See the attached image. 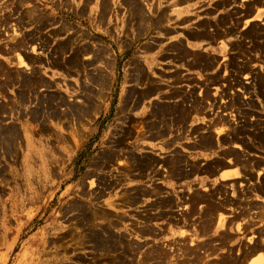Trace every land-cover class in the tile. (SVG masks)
Instances as JSON below:
<instances>
[{
	"label": "rangeland",
	"instance_id": "obj_1",
	"mask_svg": "<svg viewBox=\"0 0 264 264\" xmlns=\"http://www.w3.org/2000/svg\"><path fill=\"white\" fill-rule=\"evenodd\" d=\"M17 1L0 0V46L4 47L3 50L0 47V131L4 129L0 132V264H91L102 261L106 253L110 255L111 261L116 259L113 255H116L117 250L109 253L95 250L90 242V234L101 232L102 221L108 218L100 214L91 215V211L107 213L106 206L118 208L115 191L122 186V182L116 174L117 165L122 164L123 160L121 155H116L117 150L122 149V145L117 149L116 123L118 96L123 86H127L123 83V75L132 67V62L136 64L143 60L148 67L145 75L150 79L147 78V81L145 78L140 86L147 87V82H152L153 93L150 98L170 99L171 92L176 89L180 92L174 95L181 96L183 86L179 66L182 63L171 57L175 55L172 44L180 39L183 44H192L185 40L183 31L192 30L193 25L205 20L212 23L222 18L226 19L225 23L219 24L218 28L230 33L222 35V39L220 36L213 40L205 37L204 47L201 44L198 52L210 54L217 61L214 67L205 72V87L201 89L205 93V108L211 113L230 109L232 121L235 122L233 128L249 129L243 133L232 131L233 136L240 138L235 143L236 147H229V143H226L229 149L240 152L239 156L248 161L247 165L244 170L240 165H235L237 180L229 185L221 183L222 193L213 199L215 202L225 198L230 200L224 202L226 205L221 211L224 220L230 221L227 223L228 236L220 240L217 230L220 228L215 229V236L210 231L213 228L199 232V210L204 206L200 202L194 203L192 214L185 220L193 225L191 233L182 228L180 236L172 239L167 233H160L156 229V234L150 235L151 240L135 234L138 241L132 242L142 243L140 251L149 249L148 245L167 251L171 250L167 246H172L173 251H166L163 258L157 259V264H218L220 256L243 251L249 237L258 234L264 238V196L253 190L259 181L264 183V148L247 149L241 145L242 140L245 145L255 143V131L264 129L260 115V112H264V103L258 93L259 86L264 84V0H234L226 7L222 6L225 3H218L220 0H199L186 4L185 10L170 14L167 20L142 19L145 22H139L141 19L128 21L126 17L90 20L86 11L76 14L84 0H25V4L14 7ZM31 5L41 10V14L47 18L41 29V39H35L36 42L30 40L32 43L28 42L25 47H12V36L17 39L33 29V24L25 21L20 25L14 24L19 11L22 14L21 11L24 12ZM254 5H257L256 9ZM7 14L12 15V18L2 22V17ZM250 25L258 32V35L251 36L254 37L252 40L249 36L241 35ZM52 31L58 33L52 35ZM81 33L87 36L82 38ZM68 37H72L69 50L59 54L57 44ZM85 44L88 50L78 56V65L72 61L56 65L73 56L76 49ZM145 44L154 45V50L139 51L138 48L141 49ZM218 44L224 46V51ZM18 54L26 61L23 65L17 61ZM228 58L233 59L232 68L223 67ZM212 75L218 78L208 81L207 78ZM26 78L35 82L29 89L23 81ZM144 103L151 106V101ZM7 130L9 132L5 133ZM170 134L166 139H170ZM137 135L141 137L140 132ZM132 136L133 133L128 140ZM106 154L112 156L109 161L106 160ZM218 156L214 159L220 158L232 165L228 157ZM257 161L259 164L251 168L250 164ZM159 181H156L157 187L170 188L172 199L178 201L171 208V214L176 217L189 207L193 193L209 192L208 189L216 187L205 186L200 182H192L189 187L180 185L183 193L184 189L188 190L187 196L183 194V198L182 192L172 181L168 186ZM147 182L145 180L143 183ZM200 188L204 190L200 192ZM162 191L163 194L167 193ZM110 194H113L111 203L108 202ZM148 198L150 203L154 196ZM245 201L256 205L245 209ZM143 213H137L138 224L139 215ZM174 218L171 219L174 221ZM161 219L166 221L165 217ZM167 222L171 223L172 220ZM222 227L224 229L225 225ZM194 242L205 243L203 247L212 250L203 252L199 246L192 245ZM179 246L183 249L195 247L201 259L191 260V255L177 249ZM128 254H120L119 258H124V264H130L128 260H132L131 257V264H138L139 253L132 256Z\"/></svg>",
	"mask_w": 264,
	"mask_h": 264
},
{
	"label": "bare ground",
	"instance_id": "obj_2",
	"mask_svg": "<svg viewBox=\"0 0 264 264\" xmlns=\"http://www.w3.org/2000/svg\"><path fill=\"white\" fill-rule=\"evenodd\" d=\"M27 1V0H26ZM25 0H18L17 2H16V4H17V6H14V7H18V5H23V4H25V2H26ZM87 1V0H86ZM86 1L84 0L83 1V4H82V7L80 8V7H78V13H76V14H78V15H80L81 13H84V11H85V3H86ZM180 1V0H179ZM234 0H228V3H226V0H220V1H218V3L219 4H223V3H225L224 5H222V6H227L228 4H230L231 2H233ZM255 1V0H254ZM30 2V1H29ZM106 2V1H105ZM158 2V1H157ZM181 2V1H180ZM253 2V1H252ZM154 3V2H153ZM174 4H175V2H173ZM249 3V2H248ZM251 3V2H250ZM254 3V2H253ZM253 3H251L252 5H253ZM130 4V3H129ZM138 4V3H137ZM180 4V3H179ZM219 4H217V5H219ZM104 5V4H103ZM133 5H136V4H133ZM141 5V4H140ZM140 5H136L137 7H135V12L136 13H140V12H142V11H140V9L138 8V7H140L141 8V6ZM216 5V4H215ZM260 5V4H259ZM29 6V5H28ZM100 6V5H99ZM101 6H102V4H101ZM108 6H109V3H108ZM107 6V7H108ZM127 6V5H126ZM130 6V5H129ZM132 6V5H131ZM214 6V5H213ZM225 6V7H226ZM257 7V5H254L253 7ZM21 7V6H20ZM103 7V6H102ZM144 6H142V8H143ZM152 7H154V6H152ZM165 7V8H164ZM164 7H162V9H165L166 11H167V9H166V6H164ZM215 7V6H214ZM224 7V8H225ZM256 7H255V9H256ZM1 8H2V5L0 4V10H1ZM24 8V7H23ZM168 8V7H167ZM217 8V7H216ZM19 9V8H18ZM129 9H130V7H129ZM154 9H157V8H155L154 7ZM253 9V8H252ZM16 10V9H15ZM25 11L24 12H22L21 11V13L22 14H20V11H19V14L17 15V17H16V19H14V24L16 25V24H19L20 25V23H22L23 21H25V22H28V23H30V24H33V29L30 31V32H28L27 34L25 33L24 35L22 34V36H20L19 38H15V37H13L12 36V40H14V42H12L13 44H14V46H12V47H15V45L18 47V46H23L24 45V47H25V44H27L28 42H29V44H31L32 42L30 41V40H34L35 41V39H41V29H42V27H44L45 26V24H46V22H47V18L46 17H44L42 14H41V10H39V9H37L35 6H33V5H31V7H27L26 9H24ZM105 10V8H103V11ZM142 10V9H141ZM145 10V9H144ZM219 10V9H218ZM227 10V9H226ZM249 10V9H248ZM13 11H14V9H13ZM103 11L101 10V12L103 13ZM106 11V10H105ZM104 11V12H105ZM131 11V10H130ZM162 11H164V10H162ZM250 11V10H249ZM43 12V11H42ZM109 12V11H108ZM144 12V11H143ZM143 12H142V17H141V20L139 21V22H145V21H142V18L144 19L145 17H143L145 14H143ZM159 12H160V10H159ZM248 12V11H247ZM251 12V11H250ZM14 13V12H13ZM18 13V12H17ZM102 13H99V14H102ZM105 13H107V11L105 12ZM131 13H134V12H131ZM164 13V12H163ZM12 14V13H11ZM129 14V13H128ZM160 14V13H159ZM158 14V15H159ZM248 14H249V12H248ZM103 15V14H102ZM101 15V16H102ZM106 15V14H105ZM134 15V14H133ZM156 15V14H155ZM164 15V14H163ZM162 15V16H163ZM12 15H10V14H7L6 16H3L2 18L3 19H1L2 20V22H5V21H7L8 19L10 20L12 17H11ZM104 16V15H103ZM138 16V15H137ZM146 16V15H145ZM195 16H196V14H195ZM207 16V15H206ZM100 17V16H99ZM158 17V16H157ZM156 17V18H157ZM187 17V16H186ZM194 17V16H193ZM46 18V19H45ZM101 18V17H100ZM99 18V19H100ZM148 18V17H147ZM155 18V17H154ZM154 18H152V20L154 19ZM203 18V17H202ZM206 18V17H205ZM211 18V17H210ZM215 18V17H214ZM219 18V17H218ZM46 21H45V20ZM48 19H51L50 17H48ZM105 19V18H104ZM149 19V18H148ZM184 19V18H183ZM186 19V18H185ZM188 19H189V17H188ZM220 19V18H219ZM230 19V18H229ZM128 21H130V19H127ZM164 20H166V19H164ZM181 20V19H180ZM190 20V19H189ZM211 20V19H210ZM215 20V19H214ZM224 20H226V19H220V20H218V21H216V22H210L209 20H205V21H203V22H200L199 24H196V25H193V29L192 30H188V31H186V34H187V36L188 37H194V40L197 38H202V39H204V40H206L205 39V37H208V38H211V40H213L212 38H216V37H219L220 36V38H221V36L222 35H228L229 33H230V31L228 32L227 30L224 32L223 30H221V28L219 29L218 28V26H219V24H222V23H225V21ZM103 21V20H102ZM132 21V20H131ZM134 21V20H133ZM156 21V20H155ZM222 21H224V22H222ZM24 22V23H25ZM136 22V21H135ZM138 22V24H140ZM129 23V22H128ZM146 23H147V21H146ZM162 23H164V22H162ZM230 23H232L233 24V22L231 21ZM137 24V23H136ZM138 24H137V26H138ZM143 24H145V23H142L141 25H143ZM157 24V23H156ZM227 24V23H226ZM18 25V26H19ZM22 25V24H21ZM133 25V24H132ZM213 25V26H212ZM135 26V25H134ZM136 26V27H137ZM145 26V25H144ZM144 26H143V28H144ZM223 26V25H222ZM235 26V25H234ZM21 27V26H20ZM163 27V26H162ZM209 27L211 28L210 30H209ZM225 27V26H224ZM65 28V27H64ZM139 28V27H138ZM61 29V28H60ZM137 29V28H136ZM163 29V28H162ZM161 29V30H162ZM166 29V28H165ZM141 30V29H140ZM139 30V31H140ZM160 30V31H161ZM166 31V30H165ZM213 31H214V33H213ZM163 32V31H162ZM167 32V31H166ZM224 32V33H223ZM58 33V31H52V35H55V34H57ZM170 33V32H169ZM156 34V33H155ZM255 34H257L258 35V32H257V29L256 28H254L253 26H249V27H247L244 31H243V33L241 34V35H244V36H249L250 38H251V36H253V35H255ZM1 35V34H0ZM167 35V34H166ZM87 36V34H85V33H81L80 34V37H86ZM230 37V36H229ZM72 38V37H71ZM71 38L70 37H68L67 39H65V41L64 42H60V43H58L57 44V51L59 52V54L61 53V52H66V51H68L69 50V45H70V43L72 42V40H71ZM252 38H254V37H252ZM252 38H251V40H252ZM192 39V38H191ZM222 39V38H221ZM157 40H158V38H157ZM180 40H182V39H180ZM180 40H178V42H176V43H174V44H172V47H173V49H174V51H175V55L174 56H171V54H170V56L172 57V58H176L178 61H180L181 63H182V65H187V67L188 66H202V68H203V70H204V72H206V71H209L208 69H211L212 67H214L215 65V62L217 63V61H214V56H210V54L208 55V54H204V53H200V52H198V51H191V49H189L190 51H187V49H185L184 48V44H183V41H180ZM201 40V39H200ZM190 41V40H189ZM192 41V40H191ZM202 41V40H201ZM217 41V40H216ZM223 41V40H222ZM36 42V41H35ZM43 42H45L44 40H43ZM186 42V41H185ZM160 43V42H159ZM171 43V42H170ZM200 43V42H199ZM215 43V42H214ZM20 44V45H19ZM224 44H225V42H224ZM148 45V44H147ZM171 45V44H170ZM219 45V48L221 49V51H224V46L223 45H220V44H218ZM229 45H232L230 42H229ZM154 46V45H153ZM167 46H168V44H167ZM166 46V47H167ZM234 46V45H233ZM1 47V49L2 48H4V47H2V46H0ZM12 47H10L9 46V48L11 49ZM155 47V46H154ZM204 47V46H203ZM145 48V47H144ZM151 48H152V46H151ZM233 48H235V47H233ZM19 49V48H18ZM146 49V48H145ZM149 49V48H148ZM165 49H167V48H165ZM232 49V48H231ZM3 50V49H2ZM88 50V46H87V44H85V45H83V46H81V47H78L77 49H76V52H75V54H73L74 52H72V53H70V54H73V56L71 57H69L67 60H64V62L62 61V62H57V66H61V63L62 64H65V62L68 64V62H73V63H77L78 62V60H79V55L83 52V51H87ZM171 50V49H170ZM1 51V50H0ZM14 51V50H13ZM161 51V50H160ZM165 54V53H164ZM164 54L162 55V58H163V56H164ZM153 55V54H152ZM161 55V54H160ZM168 55V54H167ZM154 56V55H153ZM29 57V56H28ZM157 57V56H156ZM165 57H166V55H165ZM233 57V56H232ZM30 59V58H29ZM65 59V58H64ZM232 59V58H231ZM135 60H137V59H135ZM233 60V59H232ZM232 60H230L229 58H228V60L226 61V62H224V64H223V67H224V65H225V67L226 66H230L231 67V65L233 64V62H232ZM17 61H18V63H19V65H23L26 61L21 57V55H17ZM151 61V60H150ZM133 64H134V62H132ZM156 64V63H155ZM159 64V63H158ZM197 64H199V65H197ZM236 64V63H235ZM70 65V64H69ZM77 65H78V63H77ZM137 65V64H136ZM135 65V66H136ZM63 67H64V65H62ZM134 66V65H133ZM132 66V67H133ZM140 66V65H139ZM233 66H234V64H233ZM238 66V65H237ZM1 67V66H0ZM71 67V66H70ZM77 67V66H76ZM79 67V66H78ZM77 67V68H78ZM182 67V66H181ZM241 67H244V65H242ZM72 68V67H71ZM174 68V67H173ZM232 68V67H231ZM179 71H180V69H179ZM166 73V72H165ZM170 73V72H169ZM175 73H177V72H175ZM173 74V75H176V74ZM145 73H143V75H144ZM160 74V73H159ZM158 74V75H159ZM178 74V73H177ZM213 74V73H212ZM99 75V74H98ZM101 75V74H100ZM161 75H163V73L161 74ZM160 75V76H161ZM15 76V75H14ZM20 76V75H19ZM18 76V77H19ZM146 76V75H145ZM165 76V75H164ZM9 77V76H8ZM17 77V76H16ZM100 76H98V78H99ZM140 77H142V76H140ZM167 77V76H166ZM177 77V76H176ZM91 78H93V77H91ZM94 78H95V76H94ZM146 79L148 78V77H145ZM178 78V77H177ZM218 77H217V75H212V77L211 78H207V80L208 81H214V79H217ZM12 79V78H11ZM15 79V78H14ZM22 79V78H21ZM141 79V78H140ZM142 79H144V78H142ZM150 79V78H149ZM149 79H147V81L149 80ZM100 80V79H99ZM190 80V79H189ZM23 81H25L26 82V84H27V88L29 89V87H30V85L32 86V84H34L35 82L33 81V79H31V78H26V79H23ZM142 81H144V80H142ZM34 82V83H33ZM92 82V81H91ZM95 82H97V81H95ZM173 82V81H172ZM189 82V81H188ZM192 81H190V83H191ZM99 83V82H98ZM103 83V82H102ZM144 83V82H143ZM146 83V82H145ZM174 83V82H173ZM142 84V83H141ZM147 87H144V93H146V92H152L153 91V89H152V82H147ZM186 84V83H185ZM102 85V84H101ZM178 86V85H177ZM205 87V83H203V85L201 86V87ZM155 87H157V85L155 86ZM179 87V86H178ZM203 87V88H204ZM25 88H26V85H25ZM177 88V87H176ZM176 88H173V89H176ZM156 89H158V88H156ZM171 89V88H170ZM159 90V89H158ZM130 91V90H129ZM129 91H128V93H129ZM171 92V90L168 92V93H170ZM179 93L180 91H178L177 89L176 90H173L172 92H171V94L172 95H170L169 97H174V94H176V93ZM153 93V92H152ZM186 92H184L183 94H185ZM258 93H259V95L261 96V100L263 101V103H264V84L262 85H260L259 86V88H258ZM188 94V93H187ZM205 93H203V95H204ZM127 95V94H126ZM126 95H125V98H126ZM192 95V94H191ZM166 95H164V97H165ZM178 96V95H177ZM185 96H186V94H185ZM195 96V95H194ZM201 97V96H200ZM167 98V97H166ZM191 97L189 96V99H190ZM88 99V98H87ZM86 99V100H87ZM139 99V98H138ZM197 99H199V98H197ZM196 99V100H197ZM176 100V99H175ZM186 100V99H185ZM134 101V100H133ZM140 101V100H139ZM189 101H191L190 103H192V100H189ZM188 101V102H189ZM194 101V100H193ZM45 102V101H44ZM138 102V101H137ZM136 102V103H137ZM154 102V101H153ZM157 102H159V101H157ZM178 102V101H177ZM184 102H186V101H184ZM183 102V103H184ZM198 102V101H197ZM47 104H49L48 102H46ZM45 103V104H46ZM51 103V102H50ZM156 103V102H155ZM168 103H170V102H168ZM180 103H181V101H180ZM179 103V104H180ZM231 103H233V102H231ZM46 104V105H47ZM133 104V103H132ZM132 104H131V106H132ZM178 104V103H177ZM187 104V103H186ZM189 104V103H188ZM197 104V103H196ZM137 105V104H136ZM153 105V104H152ZM182 105V104H181ZM198 105H199V103H198ZM169 106L171 107V105L169 104ZM193 106V105H192ZM71 107H72V105H71ZM75 107V106H74ZM74 107H72V108H74ZM134 107V106H133ZM132 107V108H133ZM200 107V106H199ZM49 108H50V106H49ZM72 108L70 109L71 111H72ZM76 108V110H77V107H75ZM153 108V107H152ZM156 106L154 107V110H155V112H156ZM157 108H158V114H157V118L155 119V123L157 124V122L158 121H162L163 122V119H164V113H163V111H164V109H170L167 105H163V103H162V105H159V106H157ZM194 108H195V106H194ZM198 108V107H197ZM47 109H48V107H47ZM52 109V108H51ZM81 109H83V108H81ZM86 108H84V110H85ZM173 109V108H172ZM201 109H204V108H202L201 107ZM79 110V109H78ZM89 110V109H88ZM148 110V109H147ZM174 110H180V107H178V106H176L175 108H174ZM188 110H189V108H188ZM51 111H55V110H51ZM73 111H74V109H73ZM173 111V110H172ZM183 111V110H182ZM187 111V110H186ZM196 111V110H195ZM204 111V110H203ZM43 112V111H42ZM77 113H78V111H76ZM80 112H82V111H80ZM160 112V113H159ZM88 113V112H87ZM153 113V112H152ZM172 113V112H171ZM186 113V112H185ZM195 113H197V112H195ZM241 113H243V112H241ZM245 113V112H244ZM36 114V113H35ZM187 114V113H186ZM147 115V114H146ZM145 115V116H146ZM149 115V114H148ZM154 115V114H153ZM159 115V116H158ZM167 115V114H166ZM150 117H152V116H150ZM145 118V117H144ZM149 118V117H148ZM166 118V117H165ZM217 118V117H216ZM220 120H218V122H219V124H221V126L224 128L225 127V132H224V134L223 135H220V136H217V138H216V140L215 141H213V138H212V133H210L211 134V137H209V136H203L202 138H200V140H199V142L198 143H196V141H195V143L198 145H200L202 148H205V149H211V148H213V145H215L216 143L215 142H222V143H237V142H239L240 141V138H238V137H236V136H233L232 135V131H236V132H239V133H243V132H246L247 130H249V129H245V128H237L236 130H235V127L233 128H231L230 126H228V124H226V121H224V119H222V118H220V117H218ZM177 119V118H176ZM144 120V119H143ZM141 121H142V119H141ZM140 121V122H141ZM139 122V123H140ZM177 122V121H176ZM139 123H137L138 125H139ZM146 123V122H145ZM136 124V123H135ZM136 124V125H137ZM153 124V123H152ZM156 124H153L152 126H148V128H150V130H149V133H146V130H144V127L146 128L147 127V125H149L148 123L147 124H145L146 126H142L143 127V130L140 132L141 133V138H145V137H147V136H151L153 139L155 138V139H159V143H161V144H170L171 142H172V140L171 139H169V140H171V141H168V139H166V136L169 134V133H172V131L173 130H170V127H169V130H165L164 128H158V126H156ZM163 124H165V122L163 123ZM167 124V123H166ZM174 124H175V122H174ZM173 125V124H172ZM209 125V124H208ZM140 126V127H141ZM168 126H169V124H168ZM168 126H167V128H168ZM220 126V125H219ZM7 127V126H6ZM133 127V126H132ZM139 127V126H138ZM140 127L138 128V129H140ZM207 127H209V126H207ZM212 128H214L213 126H211ZM0 128H1V126H0ZM123 128V127H122ZM134 128V127H133ZM219 128V129H218ZM216 130H217V132L218 131H221V128L220 127H218ZM10 129V128H9ZM135 129H137V128H135ZM138 129H137V131H138ZM179 129V128H178ZM196 128H194V130H195ZM210 129V128H209ZM133 130V129H132ZM175 130V129H174ZM214 130V129H213ZM2 131H4V129L2 130ZM2 131H0V132H2ZM190 131V130H189ZM188 131V132H189ZM197 131V130H196ZM223 131V130H222ZM250 131H253V130H250ZM6 132H9V130H7V131H5V133ZM186 132V131H185ZM254 132V131H253ZM145 133H146V135H145ZM182 133V132H181ZM1 134V133H0ZM124 134V133H123ZM192 134V133H191ZM205 134H207V133H205ZM214 134H216V133H214ZM3 135H6V134H3ZM129 135H132V133H129L128 134V137L127 138H130L129 137ZM121 136V135H120ZM125 135H123V136H121V137H124ZM3 137V136H2ZM6 137H7V135H6ZM255 138H256V141H255V143H250V144H246L245 145V142H244V140H242V147H244V148H247V149H259V148H264V129H262V128H258L256 131H255V136H254ZM136 138V137H135ZM3 140H4V138H2ZM6 139V138H5ZM2 140V141H3ZM1 141V140H0ZM118 141V140H117ZM118 142H120V141H118ZM124 142V141H123ZM122 142V143H123ZM174 142V141H173ZM3 143V142H2ZM10 143V142H9ZM9 143H8V145H9ZM193 143V142H192ZM119 145H120V143H119ZM172 145V144H171ZM118 146V145H117ZM190 147V146H189ZM192 147V146H191ZM201 148V149H202ZM177 148H175L173 151H172V153H170V154H168V155H166V156H164V157H154V156H151V155H149V154H147V153H145V154H143L142 156L140 155L139 156V158H135L136 156V154L133 156V158H132V160L134 159V162H135V164H134V167L136 168V169H138V174H139V176H145L146 178H145V180H147L148 181V185L146 186V187H142L141 185H140V188H138V187H134L133 189H136V188H138V189H140L139 191H138V193H140V194H142V195H145V196H150V197H152L153 198V196H154V198H153V201L152 202H150L149 204H148V207L147 208H145L143 211H144V213L143 214H140L139 215V227H137L138 228V230H137V233L136 234H138L139 236H142V235H152V234H156V232L154 231L155 229L151 226V222H152V220H158V219H161V218H166V220L167 221H170V220H172V222L173 223H178V222H180V221H182V222H184L185 220H186V218L187 217H189L191 214H192V210H193V207H194V203H200V202H202V203H204L203 205V209L202 210H199L200 212H199V219H200V225H198V228L200 229V233H203V232H205V231H208V230H210V229H212V228H214V227H216L215 229H217V228H220V229H217L218 230V236L220 237L219 239L220 240H223V239H225L227 236H228V234H227V228L229 227V224H227V223H229L230 221H228L227 219L226 220H224V216L222 215V213H221V211H222V209L224 210V208H225V205L226 204H224V202L225 203H227L228 201H230L229 199H223V200H221V201H218V202H215L213 199H215L216 198V196L219 194H221L222 192H221V186H223V185H221V183L219 182L217 185H216V187L215 188H210V189H208L207 191H209V192H204V193H193L191 196H190V201H191V203L189 204V207L187 208V209H185L182 213H180L179 214V217H176V216H173L171 213H172V206L173 205H176V203L178 202V201H175L174 199H172V193H170V192H167L166 193V195H164L163 194V191L162 190H164L163 188H160V187H157V184H156V181H158V179H160V181L159 182H161V183H163V185H165V186H168V183L171 181V179H170V177L171 178H175V180H183V179H185L186 177H188V174L192 171V170H195V169H193V168H195V167H197V165L196 164H194V163H188V161H187V159H186V157H185V154H183L182 152H180V150H176ZM118 151V150H117ZM128 152V151H127ZM115 153V152H114ZM114 153H113V155H114ZM117 153V152H116ZM239 153L240 152H238V151H235V150H232V149H226L222 154H224V156L225 157H228L231 161H232V165L231 164H228L229 166H235V165H240V168L241 167H243V168H241V169H243L244 170V167L247 165V163H248V161L247 160H245L244 158H241L240 156H239ZM108 154V153H107ZM106 154V155H107ZM134 154V153H133ZM132 154V155H133ZM130 155H131V153L130 154H126V156H125V158L127 159V158H130ZM131 155V156H132ZM122 156V155H121ZM114 157V156H113ZM112 158V156H111V154H109V155H107L106 156V160L107 161H109L110 159ZM160 158V159H159ZM131 159V158H130ZM98 162H99V160H98ZM132 163V162H131ZM256 164H259V162L257 161V162H255V163H253V164H250L251 165V168H252V166H255ZM104 165H105V163H104ZM200 165V164H199ZM228 165L227 164H225L220 158H217V159H213V160H211L210 162H208V163H206V164H204V166H202V167H199L200 169H203V170H205V171H207V172H211V173H215V172H218L220 169H222V168H227L228 167ZM158 168H163L164 169V175L162 176V177H160V178H155V175H159L158 173H160V172H158L159 170H157ZM203 170H201V171H203ZM147 171H149V173L151 172V173H153L152 175H150L149 176V174H147ZM200 171V170H199ZM247 172V171H246ZM198 173V172H197ZM204 174V173H203ZM235 174H237L236 173V171H234V172H225V174H220V177L222 178V177H229V176H231V175H235ZM129 175V174H128ZM190 175V174H189ZM194 175H195V173H194ZM138 176V177H139ZM249 177H250V175H249ZM128 178V177H127ZM142 178V177H141ZM192 178V177H191ZM135 179V178H134ZM264 179V178H263ZM262 179V180H263ZM138 180V179H137ZM144 180V181H145ZM261 180V181H262ZM143 181V182H144ZM154 183V184H153ZM158 183V182H157ZM171 183V182H170ZM181 183V182H180ZM263 182H260L259 181V183H258V185H256V187H253V188H255V189H253V190H255L256 191V193L258 192L259 194H260V192L261 193H264V183L262 184ZM156 184V185H155ZM190 184L191 183H186V182H182V186H184V187H189L190 186ZM136 191H134V193H135ZM131 193H133V192H131ZM134 193H133V195H134ZM170 193V194H169ZM128 194V193H127ZM255 194V193H254ZM211 197V198H210ZM126 198H128V197H126ZM130 198V197H129ZM152 198H151V200H152ZM131 200H132V198H130ZM134 199V198H133ZM135 199H136V197H135ZM135 199L133 200V201H135ZM138 199H140V197L138 198ZM209 199H212V200H209ZM129 200V199H128ZM130 201V200H129ZM231 201H235V200H231ZM247 201H249V200H247ZM247 201H245V203H244V206H247V207H245V209L246 208H248V206H250V205H256V204H254V203H251V202H247ZM207 202V203H206ZM230 203V202H229ZM228 203V204H229ZM232 203V202H231ZM230 203V204H231ZM236 203V202H235ZM152 207V208H151ZM252 207V206H251ZM96 208V207H95ZM196 208V207H195ZM153 209H155V210H153ZM93 210V209H92ZM150 211H153V212H150ZM103 212V211H102ZM92 213V214H91ZM91 215H102V217H108V214L107 213H105V212H103V213H100V210L98 211V212H94V211H91ZM88 215V214H87ZM99 215V216H100ZM91 217H94V216H91ZM119 217V216H118ZM172 217H175L174 218V221H173V219H171ZM115 219H113L114 220V223H116L118 220H119V218H117V217H114ZM96 219V218H95ZM105 219V218H104ZM108 219V218H107ZM92 220V219H91ZM103 220V219H102ZM111 220V219H110ZM223 221H226V223H223ZM228 221V222H227ZM93 222V221H92ZM108 222V221H107ZM171 222V223H172ZM118 223V222H117ZM120 223V222H119ZM94 224V223H93ZM223 225H225V228L224 229H222L223 227ZM102 226H104V225H102ZM106 226V225H105ZM108 226V225H107ZM111 226V225H110ZM109 226V227H110ZM170 226V225H169ZM174 227V226H173ZM244 228V227H243ZM98 229H100L99 227H98ZM110 229H111V227H110ZM113 229V228H112ZM96 230V229H95ZM94 230V231H95ZM101 230V229H100ZM171 230V229H170ZM93 231V232H94ZM102 231V230H101ZM134 231H136V230H133V232ZM91 232V231H90ZM132 232V231H131ZM183 232V231H182ZM182 234V233H181ZM118 235V234H117ZM121 235V234H120ZM180 235V234H179ZM90 236H91V244H93V246L92 247H94V249L95 250H100V251H106V252H110L111 250L112 251H114V250H117V253H115L116 255H113L116 259H114V260H112L111 261V257H110V255L108 254V255H106L105 254V257L103 258V260L101 261L100 260V262H92L91 264H124V258H119L120 257V254L122 253V254H125L126 252H128L129 254L128 255H130V256H132V255H136V253H139V259H138V261H136V263H138V264H157V259L158 260H160L161 258H163L165 255H166V249L165 250H163V249H160V248H154V246H150V245H148V247H149V249H147V250H145V251H143V250H141L140 251V249H139V247L142 245V243H134V242H132V241H126L124 238H121V237H119V238H117L116 236H113L108 230H105V231H103V235H102V233L101 232H99L98 233V231L96 232H94L93 234H92V232H91V234H90ZM119 236V235H118ZM122 236V235H121ZM125 236V235H124ZM182 236V235H181ZM259 237V235L257 234V236L255 235V236H251V237H249L248 239V242L246 243V245H245V249L243 250V251H240V252H237V253H235L234 255H232V254H230V253H228L227 255H224V256H220L219 257V263L218 264H264V255H261L262 253H264V238H258ZM180 239V238H179ZM263 239V240H262ZM192 240H194V239H192ZM175 242H179V240H176ZM180 244H183V242H179ZM192 245H195V247H198L199 246V248L200 249H203V252L205 251V250H208V249H211L210 247H203V246H205V243H199V244H197L196 242H194ZM184 246V245H183ZM156 247V246H155ZM169 249H171L170 251H167V252H172L173 251V247L172 246H167ZM191 247V246H190ZM195 247H192V248H185V249H183L182 247H177V249H179V250H182L181 251V253H187L188 255H191V260H195V261H199V258H200V255H199V253H197V251L195 250ZM212 250V249H211ZM119 251V252H118ZM126 251V252H125ZM169 253V254H170ZM168 254V255H169ZM104 255V254H103ZM112 256V257H113ZM123 256V255H122ZM121 256V257H122ZM125 256V255H124ZM127 256V255H126ZM103 257V256H102ZM129 257V256H128ZM131 259L132 260H128L129 262L128 263H132V261H133V258L131 257ZM188 260L190 259V258H187ZM201 259V258H200ZM149 260V261H148Z\"/></svg>",
	"mask_w": 264,
	"mask_h": 264
},
{
	"label": "crops",
	"instance_id": "obj_3",
	"mask_svg": "<svg viewBox=\"0 0 264 264\" xmlns=\"http://www.w3.org/2000/svg\"><path fill=\"white\" fill-rule=\"evenodd\" d=\"M180 1L179 0H87L85 3V5H86V7H85L86 12L85 13L89 16L90 20H92V19L107 20V19H115V18L120 19L123 17L124 18L126 17L127 19L138 20V19H141L142 12L144 11L143 14L146 15V16L145 15L143 16V17H145L144 19L149 18L150 20H152V18L155 17L153 19L154 21L155 20H164V19L167 20L169 18L170 14L180 13L181 11H183L187 8L186 4L194 3V2H197L199 0H180ZM173 2H175V4ZM108 3H109V6H108ZM101 4L103 7L101 6ZM133 4H136V5L141 4L140 5L141 8L140 7H138V8L142 12H140L139 14L136 13L135 7H137V6L133 5ZM121 6H122V8L120 9ZM142 6H144V7L142 8ZM152 6H154L157 9H154V7H152ZM164 6H166L167 11L165 9H162V7H164ZM129 7H130V9H129ZM103 8H105L107 13H105L106 12L105 10H104L105 12L103 11ZM101 10L103 11V13L101 12ZM159 10H160V12H159ZM162 10H164V11H162ZM178 10H180V11H178ZM131 12H134V13H131ZM99 13H102L104 16L102 14H99ZM116 14H117V17L115 16ZM188 30H190V29L183 31V35L185 37V40H187V41L190 40V42L192 44H184V47L187 50L191 49V51H193V50L199 51L200 45L202 44V46H203V44H204L203 43L204 39L200 38L202 40L201 41L199 38L198 39L196 38L194 40V37H188L186 34V31H188ZM150 48H151V44H148V45L145 44L142 46L141 49L138 48V50L148 52L150 50ZM152 48L153 49H151L150 51L154 50L153 45H152ZM136 64L134 61V64L132 63V66L133 65L134 66L130 67L129 69H127L125 71V73L123 75V83L126 84L127 86H125V85L123 86V89L120 92V94L118 96V101H117V123H116L117 124V140L120 141L118 143H120V145H122V149L118 150L116 155H118V156L122 155V159L121 158H119V159L123 160L122 164L117 165V174H116L118 179H120V181L122 182V186L118 187L117 191H115L117 193V196H118V200L116 202V204L118 205V208L113 209L109 206L105 207L106 212L108 214V219L102 221V225H104V226L101 228L102 235H103V231L108 230L113 236H116L117 238H119V237L124 238L125 237L124 239L126 241H132L133 240L134 242L138 241V240H136L137 235H135L137 233V230H138L137 227H139V224L137 223V220H138L137 213L140 211H143L145 206L150 201V198H148V196H145V195L138 193V191L140 190V189H138V188H140V185L142 187L147 186L148 182L143 183V181L145 180L146 177L145 176H139L138 169H136L134 167L135 162H134V159L132 160V158L135 154H136L135 158H139L140 155L142 156L146 152H147V154H150L154 157H158V156L160 157V156H162V154H164L163 156L167 155V153H169V151H170V153H172V151L175 148H177L176 150H180V152L185 154L187 161L189 160L188 163L196 164L197 167L193 168L195 170H192L189 173L190 175L188 174V177H186L185 179L178 181V180H175V178L170 177L174 186L180 192H182V195L181 194L180 195L183 198H184V195L187 196L186 191H188V190L184 189V193H183V191H182L183 188L180 187V185L183 181L188 183V184L191 183L190 185H192V182L193 183L200 182L205 186L211 187V186H216V184L219 182L220 183H227L229 185V183L233 182L234 180H237V178H238V177L237 178L235 177L236 174L231 175L229 177H222V178L220 177V174H225V172H227V173L228 172H234L235 168H236L235 166H228L227 168H222L218 172H215V173L207 172V171L199 168V167L204 166V164L210 162L211 159L216 158V156L218 154H219L218 157H221V156L224 157V154H222V153L228 148V146L232 147V148L234 146L236 147L235 143L228 144V146H227L226 143L215 142L216 144L213 145V148L205 149V148H202L199 144L198 145L196 144L199 142L200 138H202L204 135L205 136L210 135L209 137H211L210 133H212L213 141H215L217 136L224 134L226 129H225V127L223 128L221 126V124H219L218 120H220V119L218 117L224 119V121H226V124H228V126H230L231 128L233 127V124L235 123L232 121L233 120V118H232L233 113L230 112V109L228 111H221L220 113H217V111L215 110L214 112L211 113L209 110H207L205 108L204 98H203L204 95H203V92H201V89L204 87V86L203 87H201V86L203 85L204 76H205V72H204L202 66H200L199 64H197L199 66H188V67H187V65L186 66L181 65L182 67L179 66V68L181 69L179 71V76L182 79L181 84L183 86L182 91H181V96H175L174 95V97H169L170 99H164V98L159 99V98L153 97V99H152V98H150V96L152 95V92L144 93V87L140 86L141 83L144 82L142 80H144L146 77L145 74L147 73L148 67H147V65H145L143 60L137 61ZM143 73H145V74L143 75ZM140 76H142V77H140ZM142 78H144V79H142ZM148 78H150V77H148ZM190 81H192V82L190 83ZM128 91H129V93H128ZM184 92H186L185 93L186 96H185V94H183ZM125 95H126V98H125ZM189 96L191 97L190 99H189ZM197 98H199V99H197ZM189 100H192V103H190L191 101H189ZM145 101H149V102L151 101V106L148 105L147 103H144ZM157 101H159V102H157ZM180 101H181V103H180ZM184 101H186V102H184ZM168 102H170V103H168ZM162 103L164 106L167 105L170 109H164V111H163V113H164L163 122L158 121L156 124L154 121L157 118V114H158L157 106L162 105ZM198 103H199V105H198ZM131 104H132V106H131ZM169 104L171 105V107L169 106ZM155 106H156V108H155L156 112L154 110ZM176 106L180 107V110H174V108ZM194 106H195V108H194ZM201 107L204 109H201ZM188 108H189V110H188ZM195 112H197V113H195ZM260 115L262 116L261 121H264V117H263L264 112L263 111L260 112ZM150 116H152V117H150ZM141 119H142V121H141ZM164 122H165V124H163ZM174 122H175V124H174ZM135 123L136 124L139 123V125L138 124L136 125ZM147 123L149 125H147V127L145 128L144 126H146L145 124H147ZM152 123L156 124V126H158V128H160V129L164 128L165 130H169V127H170V130H173L172 133L170 134V139L172 140V142L170 144H164L163 145V144L158 142L159 139H155V138L153 139L151 136L146 135V133H149V130H150V128H148V126L149 127L152 126L153 125ZM168 124H169V126H168ZM141 125L144 127V130H146L145 135L147 137H145V138H141L142 136L140 137V135H137V133H139L143 130V127ZM138 126L139 127L141 126L140 129H138L139 128ZM167 126H168V128H167ZM207 126H209V127H207ZM211 126H213L214 128H212ZM218 127L221 128V131L217 132L216 129ZM135 128H137L138 131ZM194 128H196V129L194 130ZM129 133H133L131 140L130 139L128 140V138H127ZM205 133H207V134H205ZM214 133H216V134H214ZM120 135L121 136L125 135V136L121 137ZM137 138H139V139L137 140ZM171 140L168 139V141H171ZM128 141H130V142H128ZM195 141H196V143H195ZM120 145H118L117 149L121 148ZM217 145H219V146H217ZM162 149H164V151ZM127 153L128 154L131 153V155L133 153L134 154L132 156L130 155L131 159L127 158V160H125L126 159L125 156ZM223 162L228 165L227 161L224 160ZM157 170H159L158 172H160V173H158L159 175H155V178L156 177L160 178L165 174L163 172V168H161V169L158 168ZM201 170H203V171H201ZM194 173H195V175H194ZM147 174H149V176H150L153 173H151V172L149 173V171H147ZM135 186H138V188L133 189ZM202 189L203 188H200L198 190L200 192H202ZM134 191H136V192L134 193ZM164 191L171 193L170 188L169 189L164 188ZM131 192H133L134 195ZM164 194H166V193H164ZM260 195L263 197L264 193L260 192ZM112 196H113V194L108 195V199L110 200V201H108L109 203H111L112 202L111 200H113V198H111ZM126 197H128V198H126ZM129 197L132 198V200ZM135 197H136V199H135ZM139 197H140V199H138ZM133 198L135 199V201H133L134 200ZM262 202H264V201H262ZM263 205H264V203H263ZM120 215H122V217ZM114 217L119 218V221H117L118 223L117 222L114 223V220H113V219H115ZM109 226L111 227V229ZM151 226L155 230L156 229L160 230V233H165V234L167 233V235H169V237H171L172 239L180 236L179 232H180V230H182V228H185V231L187 233L188 232L191 233L192 228H193V225L188 221H185V222L180 221L178 223H173V222L168 223L167 220L164 222V220H162V219L152 220ZM215 228L216 227H214L212 230H210L211 232H213L214 236L217 233V231H215ZM133 230H136V231L133 232ZM205 234L206 233H204L202 235L204 236ZM142 237L150 238V240H151V236H149V235H143ZM152 238H154V237H152ZM153 240L155 241V239H153Z\"/></svg>",
	"mask_w": 264,
	"mask_h": 264
}]
</instances>
